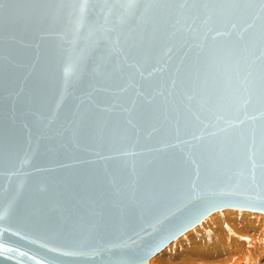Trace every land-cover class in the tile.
Listing matches in <instances>:
<instances>
[{
    "label": "water",
    "instance_id": "1",
    "mask_svg": "<svg viewBox=\"0 0 264 264\" xmlns=\"http://www.w3.org/2000/svg\"><path fill=\"white\" fill-rule=\"evenodd\" d=\"M264 212V0H0V264H149Z\"/></svg>",
    "mask_w": 264,
    "mask_h": 264
},
{
    "label": "bare ground",
    "instance_id": "2",
    "mask_svg": "<svg viewBox=\"0 0 264 264\" xmlns=\"http://www.w3.org/2000/svg\"><path fill=\"white\" fill-rule=\"evenodd\" d=\"M219 210L210 213L200 223L185 231L164 248L163 251L167 250L168 246L174 247L177 244L174 252L167 253L166 260L170 264H189L188 260L195 261L190 264H261L264 255V224H257V220L249 222L245 219H243L244 222H239L229 214L239 210L236 208ZM242 212L245 217L264 215V212L258 211L242 210ZM205 222L207 223L204 225ZM199 225L204 232L190 233ZM220 231L224 235L221 236ZM244 234H251L252 237H241ZM237 237L239 240L236 239ZM231 245L239 247L237 256H233L230 252ZM153 258L148 261L149 264H153Z\"/></svg>",
    "mask_w": 264,
    "mask_h": 264
},
{
    "label": "rangeland",
    "instance_id": "3",
    "mask_svg": "<svg viewBox=\"0 0 264 264\" xmlns=\"http://www.w3.org/2000/svg\"><path fill=\"white\" fill-rule=\"evenodd\" d=\"M220 211V210H219ZM222 211V210H221ZM222 212H224V211H222ZM229 214H230V216L231 217H233L234 219H236V220H238L239 222H244V220L243 219H245V220H249V222L250 221H258L257 222V224H264V215H261V216H258V217H254L255 215H252L253 217H251V216H246L245 217V215H244V213L242 212V210L241 209H239V210H236V211H234V212H232V213H230L229 212ZM239 218H241V219H239ZM208 220V219H207ZM207 222H205L204 223V225L206 224ZM226 225V224H225ZM201 225H199V226H197V227H195V230H192V231H190V233H202V232H204L202 229H201ZM200 233V234H201ZM219 234H221V236L222 235H224V233H222L221 231L219 232ZM246 235V236H245ZM248 236H251L252 237V235L251 234H244L243 236H241V237H246V238H248ZM237 240H239V237H237L236 238ZM259 243V242H258ZM173 244V243H172ZM172 245H170V246H168V248L169 247H171ZM183 246H184V244H183ZM166 248V247H165ZM167 248V250H165V251H161L160 253H158V254H156L155 256H154V261H153V264H170V262L169 261H167L166 260V257H167V253L169 252V251H175V249L177 248V244H176V246H172L171 248H169L168 249ZM238 246H234V245H231V247H230V252L232 253V255L233 256H237L238 255ZM245 248V247H244ZM182 249V248H181ZM180 249V250H181ZM177 251H179V250H177ZM151 258V259H152ZM242 257H240V259H241ZM189 261V264L190 263H194L195 261L194 260H188ZM251 263V262H250ZM197 264H199V263H197ZM254 264V263H253ZM261 264H264V255H263V261H261Z\"/></svg>",
    "mask_w": 264,
    "mask_h": 264
}]
</instances>
